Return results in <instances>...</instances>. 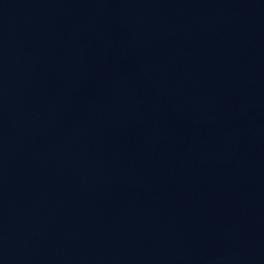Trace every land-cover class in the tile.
<instances>
[{
  "label": "water",
  "instance_id": "1",
  "mask_svg": "<svg viewBox=\"0 0 264 264\" xmlns=\"http://www.w3.org/2000/svg\"><path fill=\"white\" fill-rule=\"evenodd\" d=\"M0 264H264V0H0Z\"/></svg>",
  "mask_w": 264,
  "mask_h": 264
}]
</instances>
